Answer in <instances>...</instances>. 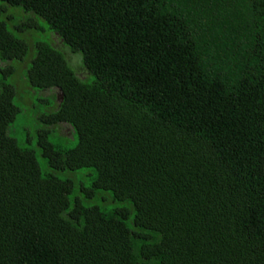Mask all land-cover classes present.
Segmentation results:
<instances>
[{"label": "trees", "instance_id": "16d2710c", "mask_svg": "<svg viewBox=\"0 0 264 264\" xmlns=\"http://www.w3.org/2000/svg\"><path fill=\"white\" fill-rule=\"evenodd\" d=\"M0 264H264V0H0Z\"/></svg>", "mask_w": 264, "mask_h": 264}, {"label": "rangeland", "instance_id": "374dc122", "mask_svg": "<svg viewBox=\"0 0 264 264\" xmlns=\"http://www.w3.org/2000/svg\"><path fill=\"white\" fill-rule=\"evenodd\" d=\"M52 40H53V43H54L56 46L61 47L60 41H59V39L57 38V36L53 35ZM70 58H71V61H72V64L74 65V67H75L76 69H79V63H78V59H77V57H75V56L72 57V56H71ZM30 95H31V94H28V93L25 94V100H26V98H30ZM31 99H32V98H31ZM31 99H30V100H31ZM29 115H30V114L24 116V118H22V120H31V117H30Z\"/></svg>", "mask_w": 264, "mask_h": 264}]
</instances>
